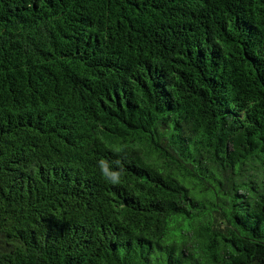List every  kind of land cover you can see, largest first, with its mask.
<instances>
[{"label": "trees", "instance_id": "1", "mask_svg": "<svg viewBox=\"0 0 264 264\" xmlns=\"http://www.w3.org/2000/svg\"><path fill=\"white\" fill-rule=\"evenodd\" d=\"M0 264H264V0H0Z\"/></svg>", "mask_w": 264, "mask_h": 264}, {"label": "clouds", "instance_id": "2", "mask_svg": "<svg viewBox=\"0 0 264 264\" xmlns=\"http://www.w3.org/2000/svg\"><path fill=\"white\" fill-rule=\"evenodd\" d=\"M116 163L118 164L119 161H117ZM99 166H100V168L102 170V173L104 174V176L108 180H110L112 183H118L119 182L121 173L117 172V171H111L107 161L101 160L99 162Z\"/></svg>", "mask_w": 264, "mask_h": 264}]
</instances>
